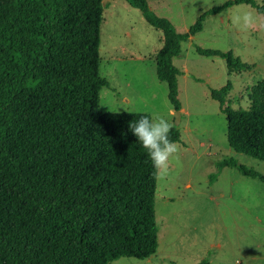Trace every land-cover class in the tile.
Returning <instances> with one entry per match:
<instances>
[{"label":"trees","instance_id":"obj_1","mask_svg":"<svg viewBox=\"0 0 264 264\" xmlns=\"http://www.w3.org/2000/svg\"><path fill=\"white\" fill-rule=\"evenodd\" d=\"M106 0H0V264H112L146 260L159 248L157 171L129 130L143 113H103L100 34ZM163 33L157 76L181 111L174 59L204 29L207 17L256 0H231L203 14L187 33L154 14L148 0H124ZM229 73L252 66L233 53ZM231 82L213 89L237 153L264 162V80L248 93L246 110L226 106ZM170 140L181 142L178 127ZM244 176L264 175L235 159ZM199 264H209L203 260Z\"/></svg>","mask_w":264,"mask_h":264},{"label":"rangeland","instance_id":"obj_2","mask_svg":"<svg viewBox=\"0 0 264 264\" xmlns=\"http://www.w3.org/2000/svg\"><path fill=\"white\" fill-rule=\"evenodd\" d=\"M100 34V75L110 86L100 92L103 113L155 114L181 132L177 152L158 177L157 253L146 260L121 258L112 264H264V182L238 169H219L225 160L264 175V162L237 153L228 141V123L211 91L228 82L226 106L249 107L248 93L264 80V14L249 5L207 17L202 32L182 44L174 59L180 71L181 122L169 101L168 85L157 76L156 56L163 33L124 0H107ZM231 0H148L150 10L187 33L214 7ZM264 7V0H256ZM233 53L252 70L229 73L221 57L197 48ZM170 128V129H171Z\"/></svg>","mask_w":264,"mask_h":264},{"label":"clouds","instance_id":"obj_3","mask_svg":"<svg viewBox=\"0 0 264 264\" xmlns=\"http://www.w3.org/2000/svg\"><path fill=\"white\" fill-rule=\"evenodd\" d=\"M128 127L136 141L146 150L157 174L164 175L170 157L178 150L176 143L169 138L171 125L168 120L155 114H146L135 122L131 121Z\"/></svg>","mask_w":264,"mask_h":264},{"label":"water","instance_id":"obj_4","mask_svg":"<svg viewBox=\"0 0 264 264\" xmlns=\"http://www.w3.org/2000/svg\"><path fill=\"white\" fill-rule=\"evenodd\" d=\"M107 3H108L107 0L104 1V2H103V6L105 7V6L107 5ZM175 116H176V125H179L180 122H181V112H180V111H177V112L175 113Z\"/></svg>","mask_w":264,"mask_h":264}]
</instances>
